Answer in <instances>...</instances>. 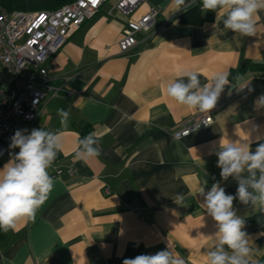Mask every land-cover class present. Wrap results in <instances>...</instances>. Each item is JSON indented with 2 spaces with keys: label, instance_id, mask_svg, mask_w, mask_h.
<instances>
[{
  "label": "crops",
  "instance_id": "1",
  "mask_svg": "<svg viewBox=\"0 0 264 264\" xmlns=\"http://www.w3.org/2000/svg\"><path fill=\"white\" fill-rule=\"evenodd\" d=\"M114 3H104L48 62L54 83L68 92L44 103L33 129L61 135L62 151L48 169L55 184L34 221L20 219L15 231H0V264H123L165 248L186 264H208L218 228L198 192L219 182L235 196L238 187L234 177L220 176V141L248 143L252 151L264 143V11L255 34L245 37L225 29L222 18L216 22L217 13L199 26L182 24L173 0H145L130 18L156 6L158 24L165 23L150 40L138 35V44L123 53L117 42L127 17ZM187 71L198 73L202 85L228 74L210 112L167 95L168 83ZM61 108L70 113L67 127ZM202 114L212 115L209 126L173 137L187 118ZM84 127L99 140V157L76 158ZM9 160H0V169ZM177 194L187 206L175 203ZM233 208L246 221L250 260L258 264L264 212L238 199Z\"/></svg>",
  "mask_w": 264,
  "mask_h": 264
},
{
  "label": "clouds",
  "instance_id": "2",
  "mask_svg": "<svg viewBox=\"0 0 264 264\" xmlns=\"http://www.w3.org/2000/svg\"><path fill=\"white\" fill-rule=\"evenodd\" d=\"M173 3L179 11L190 8L195 0H173ZM200 7L204 12L217 13L216 22L222 18L225 29L251 37L256 31L257 14L264 11V0H201ZM221 10H226L223 17ZM227 75L218 73L212 77L211 83L202 85L198 73L181 72L177 80L168 83L166 92L189 109L210 112L230 82ZM57 114L62 127H67L70 113L61 108ZM10 140L9 147L19 148V152L0 169V231L5 233L15 231L20 219L35 220L54 188L55 181L48 169L62 151L61 135L43 127L30 132L18 129ZM78 143L77 159L87 160L101 155L99 140L92 133ZM215 155L222 180L234 177L238 187L235 196L226 194L219 182L213 183L206 192L201 186L198 192L204 197L203 206L218 228V242L207 252L208 264H257L250 260L254 249L248 233L243 230L246 221L237 215L233 201L238 199L242 204H250L264 212V143H258L252 151L248 143L221 139ZM184 200L183 194H177L174 199L176 204L187 206ZM123 264H186V261L170 248H165L155 254L127 258Z\"/></svg>",
  "mask_w": 264,
  "mask_h": 264
},
{
  "label": "built area",
  "instance_id": "3",
  "mask_svg": "<svg viewBox=\"0 0 264 264\" xmlns=\"http://www.w3.org/2000/svg\"><path fill=\"white\" fill-rule=\"evenodd\" d=\"M110 0H73L54 10L12 11L0 7V160L11 159L19 148H10L18 129L30 132L44 103L66 91L54 83L48 62L74 32ZM145 0H115L114 8L127 17L117 44L125 53L141 40H150L158 28L160 9L150 6L138 19L130 15ZM110 14V13H109ZM211 114L187 118L173 133L175 139L205 128ZM61 171L57 170L56 175ZM73 174V170H68Z\"/></svg>",
  "mask_w": 264,
  "mask_h": 264
},
{
  "label": "trees",
  "instance_id": "4",
  "mask_svg": "<svg viewBox=\"0 0 264 264\" xmlns=\"http://www.w3.org/2000/svg\"><path fill=\"white\" fill-rule=\"evenodd\" d=\"M71 1L73 0H0V7L8 12L54 10ZM200 5L201 0H196L190 8L181 10L178 15L179 22L199 26L205 22L212 21L216 13L212 11L204 12L201 10ZM246 65L254 67L255 64L247 63ZM88 134L89 129L84 127L81 132V139ZM258 264H264V259H261Z\"/></svg>",
  "mask_w": 264,
  "mask_h": 264
}]
</instances>
